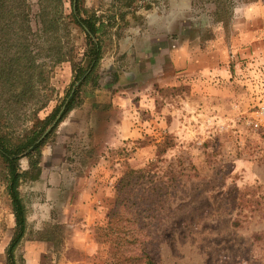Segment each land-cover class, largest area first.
<instances>
[{
    "label": "rangeland",
    "instance_id": "obj_1",
    "mask_svg": "<svg viewBox=\"0 0 264 264\" xmlns=\"http://www.w3.org/2000/svg\"><path fill=\"white\" fill-rule=\"evenodd\" d=\"M77 1L80 16L112 26L82 84L84 34L70 18L61 29L72 61L53 68L54 94L39 118L74 88L78 96L41 148L42 181L26 155L19 160L28 217L15 264H30L28 255L116 264L106 226L130 169L123 220H142L137 252L155 264H264V0ZM62 3L69 15L71 0ZM27 4L35 28L38 0ZM7 118L16 133L29 124L20 111ZM6 184L0 158V264H9L14 233ZM87 228L96 254L71 239Z\"/></svg>",
    "mask_w": 264,
    "mask_h": 264
},
{
    "label": "trees",
    "instance_id": "obj_2",
    "mask_svg": "<svg viewBox=\"0 0 264 264\" xmlns=\"http://www.w3.org/2000/svg\"><path fill=\"white\" fill-rule=\"evenodd\" d=\"M76 3L71 13L65 15L62 0H38L34 28L27 0H0V158L6 168V190L14 216V233L6 248L9 264H15L14 251L25 234L27 221L19 186L28 172L20 170L19 160L26 155L30 168L37 169L36 176L39 175L41 148L49 134L40 141L38 139L64 105L57 124L63 120L75 107L78 96V88H74L48 116L39 118L38 112L54 94V87L50 84L53 68L62 62L72 61V52L69 58L62 46L61 29L67 25L66 19L70 18L75 28L84 34L87 45L84 54L86 67L76 77L77 81L83 78L80 81L82 84L97 66L102 53L103 36L106 35V28L112 26L94 13L80 16L78 1ZM122 17L123 14H120ZM90 67L91 70L85 74ZM19 111L27 117L29 124L22 128L21 133H16L10 128L7 117ZM134 173L135 170H128L118 183L119 194L115 208L108 214L106 235L109 233V236L114 237L111 242L116 249V264H155L143 248L136 251L139 239L134 233L139 234L142 230L140 216L123 220L128 205L122 194ZM125 221L133 228L125 226Z\"/></svg>",
    "mask_w": 264,
    "mask_h": 264
},
{
    "label": "crops",
    "instance_id": "obj_3",
    "mask_svg": "<svg viewBox=\"0 0 264 264\" xmlns=\"http://www.w3.org/2000/svg\"><path fill=\"white\" fill-rule=\"evenodd\" d=\"M92 103H97V101L94 100ZM91 105L93 106V104H91ZM57 142H60V140H58ZM45 153H46V151H42V149H41V154L43 156L46 155ZM43 165H42V159H41L39 162L40 174H39V177L37 178V181H42L43 177H45L44 176L45 166H43ZM77 236H79V234H77ZM82 236H83V239H81L80 237L76 238L73 235H71V239L73 240L74 245H77L78 247L80 246L81 249H83L86 253L96 254L99 248H97V242L95 243V241L91 238L92 235L90 234V232H88V228L85 230V232H83ZM39 242L40 241H33V242L28 241L27 244L32 245V244H38ZM70 242L72 243V241H70ZM99 254H101V253H99ZM27 261L30 264H40L39 259L38 258L32 259L31 255H28Z\"/></svg>",
    "mask_w": 264,
    "mask_h": 264
},
{
    "label": "water",
    "instance_id": "obj_4",
    "mask_svg": "<svg viewBox=\"0 0 264 264\" xmlns=\"http://www.w3.org/2000/svg\"><path fill=\"white\" fill-rule=\"evenodd\" d=\"M64 109V105L61 107V109L59 110V112L57 113V115L55 116V118L51 121V123L46 127V129L44 130V132L42 133V135L40 136V138L38 139V141H40L41 139H43L47 133L55 126V124L58 122V120L60 119L61 113Z\"/></svg>",
    "mask_w": 264,
    "mask_h": 264
},
{
    "label": "built area",
    "instance_id": "obj_5",
    "mask_svg": "<svg viewBox=\"0 0 264 264\" xmlns=\"http://www.w3.org/2000/svg\"><path fill=\"white\" fill-rule=\"evenodd\" d=\"M257 115L264 119V103L258 106ZM254 125L257 126L258 122H254Z\"/></svg>",
    "mask_w": 264,
    "mask_h": 264
},
{
    "label": "flooded vegetation",
    "instance_id": "obj_6",
    "mask_svg": "<svg viewBox=\"0 0 264 264\" xmlns=\"http://www.w3.org/2000/svg\"><path fill=\"white\" fill-rule=\"evenodd\" d=\"M76 1H77V0H71V6H74V5L76 4ZM72 10H73V8H72ZM90 70H91V67L85 72V74H87ZM84 76H85V75H84ZM82 79H83V78H82ZM82 79H81V80H82ZM81 80H80V81H81ZM60 109H61V108H60ZM56 115H57V114H56ZM54 118H55V117H54ZM56 125H57V123L55 124V126H56ZM55 126H54V127H55ZM54 127H53V128H54ZM53 128H52V129H53ZM52 129H51V130H52ZM51 130H50V131H51ZM50 131H49V132H50ZM49 132H48V133H49ZM48 133H47V134H48Z\"/></svg>",
    "mask_w": 264,
    "mask_h": 264
}]
</instances>
